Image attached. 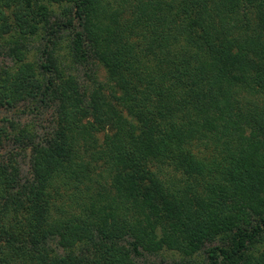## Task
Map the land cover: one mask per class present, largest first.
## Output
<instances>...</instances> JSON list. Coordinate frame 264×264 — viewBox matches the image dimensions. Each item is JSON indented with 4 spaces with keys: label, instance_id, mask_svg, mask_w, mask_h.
I'll return each mask as SVG.
<instances>
[{
    "label": "trees",
    "instance_id": "16d2710c",
    "mask_svg": "<svg viewBox=\"0 0 264 264\" xmlns=\"http://www.w3.org/2000/svg\"><path fill=\"white\" fill-rule=\"evenodd\" d=\"M75 24L74 60L104 67L126 115L60 70L48 45ZM1 56L0 110L55 125L38 143L0 126V264H137L218 239L211 264H264V0H0Z\"/></svg>",
    "mask_w": 264,
    "mask_h": 264
},
{
    "label": "rangeland",
    "instance_id": "374dc122",
    "mask_svg": "<svg viewBox=\"0 0 264 264\" xmlns=\"http://www.w3.org/2000/svg\"><path fill=\"white\" fill-rule=\"evenodd\" d=\"M53 23H60V15L62 12L61 7L54 6ZM78 30L77 25L73 29L62 28L56 37H51L53 42H56V46H53V42L48 45L49 49H53L55 56L60 61V70L73 74L79 80L82 85V91L86 95H89L95 89L100 88L103 85V93L107 100H110L115 105L116 109L126 115V112L112 100V96H117L118 92L115 93L113 90V85L109 82L107 73L104 67L94 60L92 57H88L87 62L78 63L74 60L72 56V41L74 39V34ZM45 32H40V34L32 40V46L30 49V59L34 61L46 62V56L42 55L43 50L46 46V40H42ZM47 39V37H46ZM2 63H10L8 58L0 57ZM248 109V108H247ZM55 123V114L52 109L45 108H34L21 106L14 110H0V126L6 127L12 131V136L23 131L30 134L34 138V141L43 142L49 138L50 134L53 132ZM12 126L14 129H12ZM108 133V131L106 132ZM99 145L103 141V136L99 139ZM3 156H14L17 161L20 162L22 167V177L24 180H28L31 177L30 171V152L23 151L19 148V145L13 142L6 145V149L2 152ZM163 178V177H162ZM104 185L107 188V192L110 195L115 196L114 189L112 186V180L110 177H106ZM136 217H139L136 215ZM141 222H144L139 218ZM229 243L227 239H218L212 244H207L205 249L195 254L192 257H185L184 255L173 252L170 250H163L158 254H145L144 256L138 258L137 264H211V259L208 255V249L210 247H228ZM255 251H264V233L262 237L258 239V243L255 244ZM222 260L219 259V264Z\"/></svg>",
    "mask_w": 264,
    "mask_h": 264
}]
</instances>
